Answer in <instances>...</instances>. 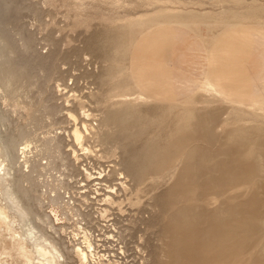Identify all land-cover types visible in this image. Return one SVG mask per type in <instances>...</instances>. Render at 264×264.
Masks as SVG:
<instances>
[{
    "label": "rangeland",
    "instance_id": "1",
    "mask_svg": "<svg viewBox=\"0 0 264 264\" xmlns=\"http://www.w3.org/2000/svg\"><path fill=\"white\" fill-rule=\"evenodd\" d=\"M202 1L186 8L221 12L236 4ZM155 2L0 0V37L6 40L9 52L14 51V66L27 77L18 79L21 83L16 88L0 85V112L6 116L1 130L9 137L18 136L23 129L33 131V159L44 166L32 173V182L23 183L38 199L34 205L41 219L51 217L49 224L39 219L33 224L65 245L68 264H81L72 250L76 234L82 235L87 222L95 224L100 236L121 239L126 250L131 247L143 254L137 264H264V115L249 110L251 104L263 103L264 97L224 96L230 102L212 95L189 106L206 110L195 113L184 111L187 106L168 107L166 101L142 99L128 78V49L138 35L135 28L142 30L144 19L149 18L143 12L155 8L151 6ZM192 42L177 43L170 63L163 65L170 70L177 100L186 96V81L200 75L202 64L196 62L202 60V52L192 48ZM179 53L188 56L183 63H179ZM262 57L249 59L247 75L257 73L264 83ZM250 84L248 89L253 88ZM70 112L77 115L76 121ZM35 116L40 118L39 124L34 123ZM105 117L109 123L103 127ZM183 121L197 124L189 129L190 136L179 137ZM84 122L89 134L85 132L83 144H78L71 131L75 125L83 129ZM251 126L250 136L240 135L241 129ZM48 137L61 144L54 169L46 167L50 156L39 152ZM157 146L165 147L166 152L157 156L152 151ZM155 156L159 158L156 163L149 159ZM242 166L253 169L234 168ZM130 168H137L135 174ZM24 171L29 173V168ZM94 176L95 182L112 192H107L105 203L94 196L98 190L91 180ZM57 187L61 196L69 191L67 196L77 198L75 205L55 204L52 197ZM231 218L250 220L235 232L221 234L220 227ZM212 239L215 252L205 251L204 247L214 244ZM199 243L203 249L199 250ZM12 254L0 256V264H23L22 257Z\"/></svg>",
    "mask_w": 264,
    "mask_h": 264
},
{
    "label": "crops",
    "instance_id": "2",
    "mask_svg": "<svg viewBox=\"0 0 264 264\" xmlns=\"http://www.w3.org/2000/svg\"><path fill=\"white\" fill-rule=\"evenodd\" d=\"M230 1H235L236 4L227 5L225 11L214 12L186 8L190 3L201 5L202 0H151V3L155 2L151 6L156 7L143 12L150 19L145 18V27L142 30L135 28L134 32L138 35L128 49V78L139 95L148 102L166 101L168 107L187 106L183 110L192 112H205L206 110L199 111L189 106L201 102L202 98L216 95L210 89L201 88L206 80H210L225 94L217 96L228 101L230 99L224 96L256 100L264 97L261 77L257 73L247 75L251 63L249 59L259 61L264 56L263 0ZM167 3L172 6L164 5ZM157 10L161 14L157 15ZM151 19L152 22L149 21ZM203 26L206 27L205 30L201 28ZM188 40L193 41L192 48L202 52V60L196 62L202 65L200 75L186 81L185 98L177 100L170 70L163 65L170 63L177 43ZM176 55L180 59L179 63H183L182 59L188 57L184 53ZM163 79H166V83ZM203 80L205 81L200 87ZM248 84L253 88L248 89Z\"/></svg>",
    "mask_w": 264,
    "mask_h": 264
},
{
    "label": "bare ground",
    "instance_id": "3",
    "mask_svg": "<svg viewBox=\"0 0 264 264\" xmlns=\"http://www.w3.org/2000/svg\"><path fill=\"white\" fill-rule=\"evenodd\" d=\"M150 17L152 18V16H150ZM144 20H146V19H144ZM149 21L152 22V19ZM8 48L9 47L7 45L6 40L4 38L0 37V85L5 87V89L10 88L11 86L15 87V84L18 85V83H21L20 80H22V81L27 80V77L24 76V72L21 69L14 66V64L12 62L14 51L11 49V51L9 52ZM18 79H20V80H18ZM201 88L210 89L211 91L215 92L216 95H222L220 93V91L213 85V83L210 80H206ZM125 96L127 97L128 95H125ZM139 96L142 99H144L141 95H139ZM251 105L252 106L249 110L252 113H254V114L259 113V114L264 115V102L263 103H260V102L254 103ZM127 109H128V107H126V110ZM126 110H125V112H126ZM168 110H169V108H168ZM171 110L172 109L170 108L169 111H171ZM180 112H182V111H180ZM127 113H128V111H127ZM124 114H126V113H124ZM169 114H170V112H169ZM195 115H197V114H195ZM179 116H180V114H179ZM182 116H183V114H182ZM70 117H72L75 121L77 120V115L72 113V112H70ZM123 119H125V118L123 117ZM180 119H182V118H180ZM5 120H6V116L2 112H0V256L6 255V257H9V256L13 257V254H12V252H13V253H15L16 256L22 257L23 264H68L69 256H67L65 253V248H66L65 245H63L61 243V241H59L57 239H52V238L48 237L46 232L38 230L36 228V226L33 224L36 219L42 220L46 224H49V218L51 219V217L48 216L49 214L48 215L45 214L46 216L41 219V217L35 211V205H34V200L38 201V199L33 196L32 189L30 190V188L25 187L23 184L25 180L32 182V180L34 179L32 173L39 171L41 168H44V166L42 165L41 162H39L36 159H33L34 153H36L33 151V147L31 146V144L33 142L32 136L34 135L33 131H29V130L27 131V130L23 129V130H21V132L19 133L18 136L15 135V136L9 137L5 133H3L1 130L2 129L1 126H3ZM33 120H34L35 124L36 123L39 124L41 121L38 116H35ZM177 122H179V120ZM108 123H109V118L105 117L104 122L102 123L103 127H104V125L107 126ZM82 126H83L84 130L80 126L75 125V127L71 131V134L75 139V142L78 144H83V141L85 139V134L88 133L87 123L84 122L82 124ZM196 127H197V124L192 125L191 123L188 124V123H184V121H183V123L179 124V127H178L179 129L177 128L179 130L178 134L180 133L179 137H180V135H183L185 137L190 136L189 129H195ZM253 127L254 126L241 129L240 135L245 137V138L250 136L249 134H251V133L249 131H251L250 129H252ZM93 128H94V126H93ZM258 130H260V129H258ZM192 131H194V130H192ZM171 133L173 134L172 131L170 132V134ZM169 136H168V138H169ZM173 136H174V134H173ZM99 137L101 139H104L103 135L99 134ZM48 138H47L48 140H44L45 142H43V144L41 145L39 152H40V154H43V155L48 154V156H50V157H48L46 155L48 158H50V162L46 167H49L50 169H54L57 166L56 160H57V158H59L57 153H58V151H60L59 149H60L61 144L55 142V140H56L55 137L54 138L48 137ZM171 138H172V136H171ZM262 144H260V145H262ZM18 145H23V147L21 149H19ZM157 147H158L157 149L152 150L155 154H157V156L159 155V153H162L163 151L166 152L165 147H160V146H157ZM253 148L254 147L252 145L249 149V152L251 154H252V151H254ZM194 150H196V148ZM189 151H191V150H189ZM60 152H59V154H60ZM192 154L194 155V153H192ZM189 155L192 156L191 154H189ZM157 156H155L154 158L150 157L149 159L151 161L155 160V163H156V159H159V158H156ZM61 159H59V160H61ZM185 160H186V158H185ZM61 161H64V160L62 159ZM151 161L149 162L150 164L152 163ZM166 161H163V162H166ZM189 162H190V160H189ZM151 165H153V164H151ZM25 167L27 169L29 168V173L24 171ZM234 168L237 170H239L241 168L244 170L253 169V167H246V166L234 167ZM63 169L65 170L66 166ZM135 170H137V168H130V171H133V173H131V174H135V172H134ZM144 171L146 172L147 170L145 169ZM76 172H77V170H75V172L71 173V174H75ZM97 173L102 174L103 172H97ZM127 173H128V175H130L129 171ZM136 173H137V171H136ZM138 175H141L140 172ZM138 175H136V176H138ZM135 179H137V178H135ZM63 180L59 181L62 184L61 186H63ZM58 184H60V183H58ZM59 187H57V194L54 197H52V201L55 204L66 203V204H69L70 206L75 205L77 198H74V196H69V194L67 196L66 194L69 191H66V193H64V195L61 196V194H60L61 190H59ZM76 214H79V213H76ZM63 216L64 217L67 216V218H69L68 213L63 212ZM89 216H90V214H88V217ZM57 218H58V216H57ZM249 220L245 219L244 221L243 220L242 221L241 220L236 221V220H233L231 218V222L229 224L223 223L222 227H220V230L222 231L221 234L228 235L226 233L230 232V230H231V232L232 231L235 232L236 229H238V227H240V226L242 227L243 223L248 222ZM87 223H88V225H85L84 227H82V229H83L82 235L79 233L76 234L75 249H73L72 251H74V254L77 256V258L81 264H91V263L95 264L96 255H98L101 251H113V252L116 251L115 247L107 246L106 242L114 244V243H118V240H113V239L111 240V238H104L103 237L104 242L102 244H98L97 237L100 236V234H98V232L97 233L95 232V229H94L95 224H93L91 222H87ZM231 223L234 225V227H232L233 225ZM50 224H52V223L50 222ZM6 231H8V233H9V238L11 239L10 243H9V241H7L9 239H7V237H6L7 236ZM26 231H28L29 233L27 234ZM219 237L224 238V236H219ZM217 239H219L218 236H217ZM210 240H211V237H210ZM212 240H214L213 241L214 244L213 245L208 244V246H206V247L202 246L199 243L200 244L199 250L203 249V247H204L205 251L210 250V251L215 252L216 242H215V239H212ZM220 240L222 241V239H220ZM180 242H181V240H180ZM65 244H67V243H65ZM219 244H221V243H219ZM203 245H205V244H203ZM123 248L126 249L125 247H123ZM196 248H197V245H196ZM135 251L136 250H134V252ZM139 254H141V253L139 252L138 255ZM179 254H181V252ZM143 257H144L143 254H141L142 259H143ZM0 261H2L1 258H0ZM105 261L109 264L110 259H106Z\"/></svg>",
    "mask_w": 264,
    "mask_h": 264
},
{
    "label": "built area",
    "instance_id": "4",
    "mask_svg": "<svg viewBox=\"0 0 264 264\" xmlns=\"http://www.w3.org/2000/svg\"><path fill=\"white\" fill-rule=\"evenodd\" d=\"M81 154H83V152H81ZM95 178L96 176H94L91 179L92 182L98 188L97 193L94 194V196L99 201H102L103 203H105L104 201H106L108 198L107 192L109 193H112V192L104 188L106 186L105 184H101L100 182H95L94 181ZM103 203H100V204H103ZM59 222H61V220H59ZM97 242L98 244H102L104 242L103 237L98 236ZM106 245L109 247H112V246L115 247L116 251L115 252L101 251L98 255H96L95 264H107L105 261L106 259L111 260L109 264H137L138 258L141 257V254L138 255L137 251L134 252V249H132L131 247H129L128 250L124 249L123 243L120 240H118V243H114V244L106 242ZM91 264H94V263H91Z\"/></svg>",
    "mask_w": 264,
    "mask_h": 264
}]
</instances>
